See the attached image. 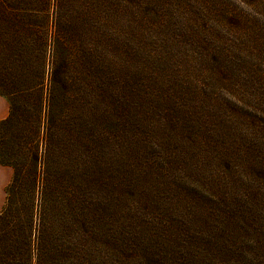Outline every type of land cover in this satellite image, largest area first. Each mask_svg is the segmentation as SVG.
Here are the masks:
<instances>
[{
	"label": "trees",
	"instance_id": "trees-1",
	"mask_svg": "<svg viewBox=\"0 0 264 264\" xmlns=\"http://www.w3.org/2000/svg\"><path fill=\"white\" fill-rule=\"evenodd\" d=\"M238 1L0 0V264H264V0Z\"/></svg>",
	"mask_w": 264,
	"mask_h": 264
},
{
	"label": "crops",
	"instance_id": "crops-1",
	"mask_svg": "<svg viewBox=\"0 0 264 264\" xmlns=\"http://www.w3.org/2000/svg\"><path fill=\"white\" fill-rule=\"evenodd\" d=\"M10 112L7 98L0 94V121L5 119ZM13 177V168L0 163V212L6 201V187Z\"/></svg>",
	"mask_w": 264,
	"mask_h": 264
},
{
	"label": "rangeland",
	"instance_id": "rangeland-1",
	"mask_svg": "<svg viewBox=\"0 0 264 264\" xmlns=\"http://www.w3.org/2000/svg\"><path fill=\"white\" fill-rule=\"evenodd\" d=\"M231 3H233L234 5H237L241 10H243L245 13H249L251 16H255L256 13H254L249 7H247V5L239 2L238 0H230ZM258 10L261 11L263 14H260V15H256L258 20L260 23V25H264V7L262 6H259L258 7ZM254 13V14H253ZM262 68V71L264 72V60H263V65L261 66ZM8 133V130L5 129V128H0V136H4L5 134L7 135ZM126 264H133L132 263H126ZM138 264V263H136Z\"/></svg>",
	"mask_w": 264,
	"mask_h": 264
}]
</instances>
